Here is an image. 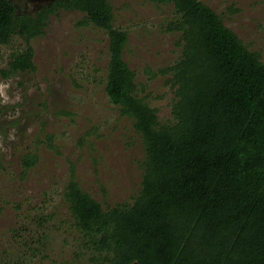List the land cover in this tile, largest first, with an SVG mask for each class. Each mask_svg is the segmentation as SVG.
Here are the masks:
<instances>
[{"label":"trees","instance_id":"trees-1","mask_svg":"<svg viewBox=\"0 0 264 264\" xmlns=\"http://www.w3.org/2000/svg\"><path fill=\"white\" fill-rule=\"evenodd\" d=\"M173 3L182 57L170 74L173 121L138 93L135 72L123 59L128 33L115 27L109 0H55L36 16L0 0V45L16 35L27 44L11 54L2 77L36 71L31 41L45 34L61 10L85 13L83 25L108 32L106 91L132 119L145 156L142 187L132 202L105 208L85 191L72 168L64 197L73 226L93 254L88 264H264V61L262 54L201 0ZM38 154L22 157L23 174Z\"/></svg>","mask_w":264,"mask_h":264},{"label":"rangeland","instance_id":"rangeland-1","mask_svg":"<svg viewBox=\"0 0 264 264\" xmlns=\"http://www.w3.org/2000/svg\"><path fill=\"white\" fill-rule=\"evenodd\" d=\"M36 16L55 0H12ZM264 61V0H201ZM114 25L128 33L123 59L139 95L173 121L174 88L159 70L182 57L181 33L168 31L173 3L109 0ZM61 10L31 41L36 71L0 73V264H88L93 254L74 228L64 197L74 167L81 187L105 208L132 202L142 187V138L107 94L108 32ZM27 47L20 35L0 45V71ZM39 156L23 174L22 157Z\"/></svg>","mask_w":264,"mask_h":264}]
</instances>
